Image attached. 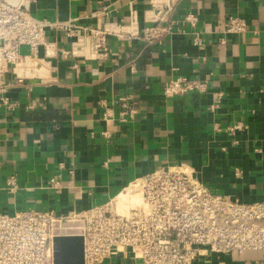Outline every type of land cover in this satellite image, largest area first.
<instances>
[{"label": "crops", "instance_id": "obj_1", "mask_svg": "<svg viewBox=\"0 0 264 264\" xmlns=\"http://www.w3.org/2000/svg\"><path fill=\"white\" fill-rule=\"evenodd\" d=\"M160 1L32 4L33 15L52 22L75 20L90 27L122 22L126 37L109 39L110 56L104 62L60 55L52 61L56 81L28 80L10 91L20 107L0 110V213L87 211L116 198L135 178L172 165L195 172L216 194L243 203L264 201V0H177L172 19L181 23L180 29L161 44L149 45L142 32L156 11L153 4ZM188 13L199 19L202 46L194 44L192 29L182 24ZM231 16L244 19L252 32L227 35L221 44ZM46 40L64 48L73 41L54 30L47 31ZM76 63L78 70L72 68ZM178 77L207 80L208 94L166 98L167 81ZM218 93L223 97L216 107ZM124 96L132 97L138 119L104 122L100 102ZM31 103L36 104L32 111L27 109ZM236 124L242 130L230 132ZM107 131L109 139L103 136ZM12 175L19 186L15 194L5 190ZM59 175L63 190L45 189ZM124 197L118 198L120 204ZM261 260L263 252L222 258L226 264ZM130 261L123 254L103 264Z\"/></svg>", "mask_w": 264, "mask_h": 264}, {"label": "built area", "instance_id": "obj_2", "mask_svg": "<svg viewBox=\"0 0 264 264\" xmlns=\"http://www.w3.org/2000/svg\"><path fill=\"white\" fill-rule=\"evenodd\" d=\"M35 1L0 0V110L19 109L20 104L8 94L25 86L28 80L42 84L56 81L53 59L63 55L76 62H104L110 56L109 39L126 37L122 22L90 27L78 25L75 20L40 19L31 12ZM176 1L153 4L156 11L142 32L147 44H161L165 37L180 29L181 23L172 19ZM101 15L106 14L103 11ZM182 24L192 29L194 44L202 46L198 17L188 13ZM48 30L63 32L73 40L70 47L47 41ZM251 32L244 19L231 16L220 43L226 44L227 35ZM72 68L78 70V63ZM209 89L207 80L178 77L167 81L163 95L166 98L202 96ZM222 97V93L217 94L216 107ZM100 107L104 109V122L134 123L140 113L130 96L112 102L103 100ZM27 109H36V104H29ZM228 130H242V125L236 124ZM103 136L109 139L111 134L107 131ZM236 174L241 176V171L237 170ZM18 187L16 176H9L5 190L15 194ZM63 188L60 175L51 178L45 186L53 191ZM121 194L125 196L122 206L118 199ZM57 235L83 237L85 264H103L123 254L129 256V264H214V260L226 264L222 261L224 256L264 253V201L243 203L216 194L198 174L183 165L157 168L135 178L116 198L87 211L64 216L53 210L36 209L15 215L0 213V264H54ZM254 264H264V260Z\"/></svg>", "mask_w": 264, "mask_h": 264}, {"label": "water", "instance_id": "obj_3", "mask_svg": "<svg viewBox=\"0 0 264 264\" xmlns=\"http://www.w3.org/2000/svg\"><path fill=\"white\" fill-rule=\"evenodd\" d=\"M54 264H85L83 237L57 235L54 239Z\"/></svg>", "mask_w": 264, "mask_h": 264}, {"label": "bare ground", "instance_id": "obj_4", "mask_svg": "<svg viewBox=\"0 0 264 264\" xmlns=\"http://www.w3.org/2000/svg\"><path fill=\"white\" fill-rule=\"evenodd\" d=\"M124 202H125V201H124ZM124 202H123V204H120V205H121V206L124 205Z\"/></svg>", "mask_w": 264, "mask_h": 264}, {"label": "rangeland", "instance_id": "obj_5", "mask_svg": "<svg viewBox=\"0 0 264 264\" xmlns=\"http://www.w3.org/2000/svg\"><path fill=\"white\" fill-rule=\"evenodd\" d=\"M255 253H258V252H255Z\"/></svg>", "mask_w": 264, "mask_h": 264}]
</instances>
